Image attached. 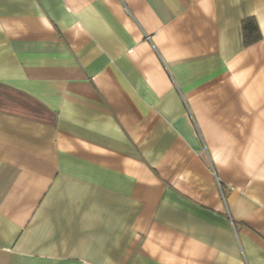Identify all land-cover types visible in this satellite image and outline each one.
<instances>
[{
    "label": "crops",
    "instance_id": "obj_1",
    "mask_svg": "<svg viewBox=\"0 0 264 264\" xmlns=\"http://www.w3.org/2000/svg\"><path fill=\"white\" fill-rule=\"evenodd\" d=\"M0 264H264V0H0Z\"/></svg>",
    "mask_w": 264,
    "mask_h": 264
},
{
    "label": "trees",
    "instance_id": "obj_2",
    "mask_svg": "<svg viewBox=\"0 0 264 264\" xmlns=\"http://www.w3.org/2000/svg\"><path fill=\"white\" fill-rule=\"evenodd\" d=\"M242 26L247 44L259 37V26L254 18L244 20Z\"/></svg>",
    "mask_w": 264,
    "mask_h": 264
}]
</instances>
